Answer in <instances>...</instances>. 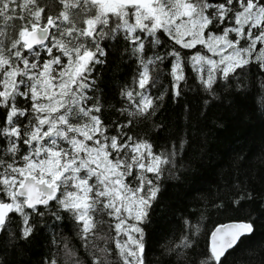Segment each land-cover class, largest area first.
I'll use <instances>...</instances> for the list:
<instances>
[{"label":"snow or ice","instance_id":"obj_1","mask_svg":"<svg viewBox=\"0 0 264 264\" xmlns=\"http://www.w3.org/2000/svg\"><path fill=\"white\" fill-rule=\"evenodd\" d=\"M57 2L0 0V264H264V171L243 155L179 229L146 239L199 129L159 153L139 131L166 96L190 123L185 85L201 120L257 80L264 88V0ZM257 202V216L227 215ZM209 212L227 222L202 233ZM37 241L49 254L27 259Z\"/></svg>","mask_w":264,"mask_h":264},{"label":"trees","instance_id":"obj_2","mask_svg":"<svg viewBox=\"0 0 264 264\" xmlns=\"http://www.w3.org/2000/svg\"><path fill=\"white\" fill-rule=\"evenodd\" d=\"M43 2L53 12L59 8L57 0ZM185 72L189 78L188 83L194 86V73L187 68ZM111 75V72H104L102 78L108 81ZM161 83L170 94L169 77L164 76ZM183 91L186 94L183 99L187 101L192 113L190 123L185 119L184 109L166 96L156 114L139 128L141 136L150 140L153 151L157 153L171 147L182 131L199 129L195 144L187 152L188 170L180 179L167 181L161 193V203L153 205V211L150 213L152 229L150 232L146 229V239L150 237L154 246L157 241L163 242V236L179 229L183 215L201 207L204 198L215 193L218 188L223 190L225 182L234 179L236 173L231 165L238 156L251 157L245 164L246 170L252 168L257 172L264 171V163L259 159L261 149L264 148V88H261L258 80L255 86L249 85L244 96L235 98L233 108L214 106L208 112L207 120H201L198 116L202 107L201 96L196 91H188L187 85L183 87ZM112 103H116V100L113 99ZM213 120L217 123H212ZM185 124H188V129L184 128ZM157 125H164V128L158 130ZM248 211H251L253 216L259 215L258 202L240 213L229 212L227 215L244 216ZM219 220L226 221V217L219 213H207L201 221L202 233L209 232ZM261 239H264V230L257 232L256 240ZM206 241L207 236L202 235V247ZM72 242L76 243L75 240ZM48 254L49 249L42 247L37 241L28 250L26 258L35 261ZM250 258L255 264H259L258 255H252Z\"/></svg>","mask_w":264,"mask_h":264}]
</instances>
